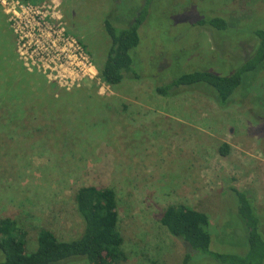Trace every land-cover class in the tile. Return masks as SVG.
Returning a JSON list of instances; mask_svg holds the SVG:
<instances>
[{"label": "rangeland", "instance_id": "rangeland-1", "mask_svg": "<svg viewBox=\"0 0 264 264\" xmlns=\"http://www.w3.org/2000/svg\"><path fill=\"white\" fill-rule=\"evenodd\" d=\"M3 1L0 218L22 225L28 251L41 228L60 240L82 233L76 193L85 185L117 193L127 257L117 264H186L184 243L160 221L170 204L209 215L211 248L243 249L233 188L252 199L264 234V67L244 75L226 106L196 88L156 91L189 71L236 72L257 43L252 31L264 27V0H59L67 27L98 68L111 44L105 20L125 26L137 10H149L131 52L141 77L109 86L98 75L70 90L25 67ZM217 15L229 28L197 23ZM201 256L190 264H212Z\"/></svg>", "mask_w": 264, "mask_h": 264}, {"label": "trees", "instance_id": "trees-1", "mask_svg": "<svg viewBox=\"0 0 264 264\" xmlns=\"http://www.w3.org/2000/svg\"><path fill=\"white\" fill-rule=\"evenodd\" d=\"M22 1L36 3L42 0ZM137 11L138 14L125 26L116 25L112 17L105 20L111 44L105 62L98 69L99 78L109 86L119 85L125 76L134 79L141 77L134 70L131 52L140 44L139 28L146 21L149 10L140 8ZM197 23L218 30L229 28L231 24L219 15L199 19ZM252 34L257 43L252 53L241 60L243 63L236 72L220 75L205 69L189 71L175 77L168 84L157 86L156 91L168 96L187 88H196L214 96L221 106L228 105L235 90L242 85L244 75L264 67V27L255 28ZM220 151L226 155L230 146L223 144ZM232 191L238 201L236 212L240 227L245 230L246 244L241 250L211 248L212 231L207 213L182 203L170 204L164 210L161 224L184 243L186 264H190L196 254H201L212 264H264V234L260 229L261 220L257 210L245 192L235 188ZM76 207L84 222L82 233L74 239L60 240L51 229L41 228L37 235V248L32 251L27 250L28 233L22 225L9 216L0 218V251L3 254L0 264H59L68 260L117 264L126 259L114 188L81 186L76 193ZM226 226L232 229L231 223Z\"/></svg>", "mask_w": 264, "mask_h": 264}, {"label": "built area", "instance_id": "built-area-1", "mask_svg": "<svg viewBox=\"0 0 264 264\" xmlns=\"http://www.w3.org/2000/svg\"><path fill=\"white\" fill-rule=\"evenodd\" d=\"M18 53L29 71L47 76L70 90L84 79H94L99 69L89 51L67 27L59 0L37 3L5 0Z\"/></svg>", "mask_w": 264, "mask_h": 264}]
</instances>
